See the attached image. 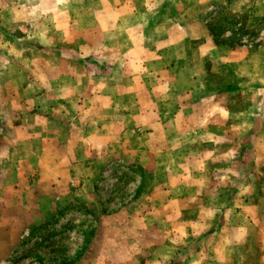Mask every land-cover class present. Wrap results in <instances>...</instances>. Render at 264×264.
Returning a JSON list of instances; mask_svg holds the SVG:
<instances>
[{
  "label": "crops",
  "instance_id": "crops-1",
  "mask_svg": "<svg viewBox=\"0 0 264 264\" xmlns=\"http://www.w3.org/2000/svg\"><path fill=\"white\" fill-rule=\"evenodd\" d=\"M222 2L264 0H0V264L65 203L42 181L81 169L82 200L133 176L91 264H264V42L217 43Z\"/></svg>",
  "mask_w": 264,
  "mask_h": 264
},
{
  "label": "rangeland",
  "instance_id": "rangeland-1",
  "mask_svg": "<svg viewBox=\"0 0 264 264\" xmlns=\"http://www.w3.org/2000/svg\"><path fill=\"white\" fill-rule=\"evenodd\" d=\"M252 2L253 1H246L248 5ZM259 4H256V7L258 6L256 10L243 13L232 12L233 14H237V18L240 22L237 25H229L231 21V15L229 14H231L232 10L229 4L224 2L215 3L214 6L217 15L213 18L212 24H214V27L218 28V30H225L220 40L227 39L225 44L230 46V41L234 39V47L244 45L249 48H258L262 45L264 42V2ZM242 24L244 25L241 30ZM224 74H226L224 75L225 77L221 76L219 80L216 79L219 85L232 80V75L230 73ZM12 79L11 75L8 76L7 82H13L11 81ZM251 97V95L244 94V100L247 102H249ZM237 98H239V95L238 97H233L232 100ZM2 113L3 112L0 113L1 116L4 114ZM21 132L23 131L21 130ZM21 134L22 133H20V135ZM8 145L9 141L5 142V146ZM37 173L34 177L40 176L39 174L37 175ZM87 173L88 172L81 169L67 174V178L65 179L59 177L58 180H60V182L54 183L52 188L47 187V183L42 181L40 195L39 191H36L38 195L36 197L37 202L40 198L55 199L60 197L65 203H62L61 209L57 212L55 210L54 212L56 213L51 217L39 220L38 222H40V225L37 222V226H34L29 232L24 233L19 244L21 246L20 249L11 255L10 258L1 261V264H91V262L97 261L96 254L91 250L87 251L88 245H90L93 240V228L96 230L101 229L103 227V222H107L105 216L109 213L111 216L113 213H120L124 208L127 212L132 210L133 204L123 203L128 197L130 187L127 185L131 182L133 176L130 174L123 175L121 173L119 175V173H116V176H119L120 179L118 183L112 187L108 186L110 183V181H108L109 179L103 177L101 179L102 185L98 186L96 191L92 190L91 185L83 186L84 189L82 192L84 196L89 197L90 194L93 193L96 199L86 197L88 198L87 200H82L79 198V194H81L80 190L83 181H79L78 179L81 178V176L87 175ZM256 181L257 184L259 183V188L254 189L255 197L260 200L264 192V174L257 176ZM29 188V192L33 193V188L31 186ZM25 189L27 190V188ZM44 204L45 203H42V205ZM123 206L125 207L123 208ZM261 210L264 213V204H261ZM61 212H64V214L62 217L58 218ZM38 215L39 212L37 211V217ZM115 218L114 220L111 218L110 223L123 228L125 215L118 214ZM43 222L46 223L45 228L40 227L44 224ZM260 222L261 220L257 225H261L264 228V218L261 224ZM256 227L258 228H256L257 235L259 227ZM262 235V233L257 235L256 244H264V236ZM99 241L106 243L108 242V237L106 236L105 239L100 238ZM86 244L88 245L86 246Z\"/></svg>",
  "mask_w": 264,
  "mask_h": 264
},
{
  "label": "trees",
  "instance_id": "trees-1",
  "mask_svg": "<svg viewBox=\"0 0 264 264\" xmlns=\"http://www.w3.org/2000/svg\"><path fill=\"white\" fill-rule=\"evenodd\" d=\"M229 15H231V21H230V23H229V25H237V24H239V22H240V20L237 18L238 16H235L234 14H229ZM241 24V23H240ZM243 25L244 24H242V28H241V30L243 29ZM232 28V27H231ZM211 31L213 32V34H214V36H215V40L217 41V43H221V44H225V42L227 41V39H224V40H220V37L222 36V34L225 32V30H218V28H215L214 27V24H211ZM245 33H246V31H245ZM236 34V33H235ZM233 42H235L234 41V39L233 40H231L230 41V47H234L233 46ZM249 165V163L247 162L246 163V166H248ZM78 209V208H77ZM64 214V212H61L60 214H59V217L58 218H60V217H62V215ZM57 219V218H56ZM41 228H45L46 227V223H44L42 226H40Z\"/></svg>",
  "mask_w": 264,
  "mask_h": 264
}]
</instances>
